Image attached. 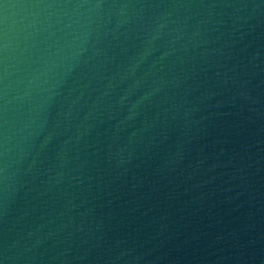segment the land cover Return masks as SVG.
<instances>
[{"label": "water", "instance_id": "obj_1", "mask_svg": "<svg viewBox=\"0 0 264 264\" xmlns=\"http://www.w3.org/2000/svg\"><path fill=\"white\" fill-rule=\"evenodd\" d=\"M0 264H264V0H0Z\"/></svg>", "mask_w": 264, "mask_h": 264}]
</instances>
